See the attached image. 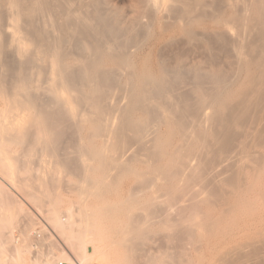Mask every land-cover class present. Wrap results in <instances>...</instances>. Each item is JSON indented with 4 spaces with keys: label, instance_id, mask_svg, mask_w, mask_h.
Here are the masks:
<instances>
[{
    "label": "bare ground",
    "instance_id": "bare-ground-1",
    "mask_svg": "<svg viewBox=\"0 0 264 264\" xmlns=\"http://www.w3.org/2000/svg\"><path fill=\"white\" fill-rule=\"evenodd\" d=\"M129 3L0 0V174L67 248L25 261L20 234L6 264H264V0ZM5 191L6 255L24 208Z\"/></svg>",
    "mask_w": 264,
    "mask_h": 264
},
{
    "label": "rangeland",
    "instance_id": "rangeland-1",
    "mask_svg": "<svg viewBox=\"0 0 264 264\" xmlns=\"http://www.w3.org/2000/svg\"><path fill=\"white\" fill-rule=\"evenodd\" d=\"M111 3H112V5L113 6H115V7H119L120 5L123 7V6H125V7H129V6H127V5H129L130 3H129V0H109ZM114 3V4H113ZM120 6V7H121ZM129 9V8H128ZM130 10H131V8H130ZM66 140V139H65ZM67 141V142H66ZM66 141H64V142H66V143H62L61 144V146H60V148H62V149H60L59 147H57V150H58V148H59V156H57L56 154H55V157H60V158H57L58 160L59 159H61L62 157H67V156H72L73 157V155L75 156V154H76V152H74V148L75 149H77V147L79 146L78 144L80 143L77 139H75V141H69V139H67ZM77 141V142H76ZM76 143V144H75ZM78 143V144H77ZM65 144V145H64ZM70 145V147L69 146H66V145ZM73 146V147H72ZM72 147V148H71ZM64 148H66V150L64 149ZM64 149V150H63ZM62 152H61V151ZM58 151H57V154H58ZM64 151V152H63ZM45 152L46 151H44V154H43V152H42V156H40L39 154L41 153V151H40V153L38 152V153H36V154H38L37 156H39L40 158L41 157H44V159H46V160H51V159H53L54 161H56V158L54 157V155H52L51 154V152H49L50 154H51V156L49 155V156H46L47 154H45ZM65 152H72L71 154H69L68 155V153H65ZM75 154H74V153ZM62 154L64 155L65 154V156H62ZM67 154V155H66ZM39 157H37L38 159H39ZM65 159V158H64ZM61 162H62V160H60ZM59 161V162H60ZM57 162V161H56ZM34 165H36L34 168H33V166H32V170L33 169H35V170H37V171H35V172H39V170H40V168L37 166V164L35 163ZM38 167V168H37ZM41 171V170H40ZM1 172V171H0ZM33 172H34V170H33ZM34 172V174L36 175V176H38L39 174H41V173H35ZM3 174V173H2ZM4 175V174H3ZM7 175V176H6ZM5 176L6 177H9L8 176V174H6ZM60 175L61 176H59V177H61V179L62 180H60L61 182H59V183H61V185L59 184V186H57L58 184H51L50 185V187H49V190H50V188H51V190H53V192H55L54 194L52 193V195H54L53 196V198H50V203H55L56 202V204H59V210L61 211V213H62V219L63 220H66V217H67V215H66V211L68 210V208H70L71 207V205L73 204V202H76L77 201V199L79 198V196H78V191L76 190V188L74 187V186H76L77 184H78V182H77V178L73 175V174H71V172H65V170H62V172L60 171ZM5 178V177H4ZM4 178H3V176H1V174H0V186H2L6 191L5 192H8L9 193V195L13 198L14 196H15V198L13 199L14 201L16 200L17 201V203H20V204H18V205H21V209H23L24 210V212H23V210H22V214L18 217V219H17V221H15L13 224H12V227L14 228H12V236H11V233H8V234H10V235H8L7 234V236H6V238L7 237H9L10 239H11V241L7 238V240H6V247L5 248H9L8 250L6 249L5 251H4V253L6 252V255L5 254H0V262H1V264H6L7 263V261H5V260H7V259H11V258H7V257H10V254H11V256H12V252H13V249H14V247H15V244H14V239H19V240H21L22 241V239H23V242H24V245H26V241H25V239L27 240V245H26V247H28V250L23 254V258H24V260L26 261V260H29L30 258H31V256H32V244H33V241H34V239H35V234L37 233V231L40 229V230H42L41 228H45V226H43L44 224L48 227V228H46L47 229V231L48 232H50L52 235H53V237H51L50 238V242H51V244L53 243V247H51V249L57 254V255H59V250L58 249H56L55 247H56V243L57 244H59V245H61V247L63 246H65L64 244H63V238L62 239H60L61 238V236L59 235V233L57 232V230H56V227H55V225H53L54 223L53 222H50L52 219L51 218H48V217H50L51 215H50V211L48 212V209H52L51 207L52 206H50L49 205V202L47 201V199H46V202L48 203H46L45 202V200H44V204H42L43 203V201L41 202V203H38L39 205L38 206H40V207H42V208H40V207H38L37 208V204L35 205L34 203L35 202H33L32 200H30V197L28 198V192L26 193V192H20V191H23L22 189H24V187L22 188V184H21V182H18V181H20V179L18 178V177H16V178H18L15 182L13 181L12 182V184H10L11 186H13V188L12 187H10V185H8L7 183H11L10 181L9 182H7V179L5 178V180H4ZM16 178H14V179H16ZM76 178V179H75ZM5 182H7V183H5ZM8 180H10V179H8ZM16 183H19L18 185L16 184V187H15V184ZM72 183V184H71ZM7 184V185H6ZM20 184L22 185V186H20ZM71 184V187L70 186H68V185H70ZM74 185V186H73ZM19 186V187H18ZM37 187L36 188H38L39 187V185H36ZM55 186V187H54ZM72 186H73V188H72ZM14 187H15V189L17 190H14ZM58 187V188H57ZM19 188H21L20 190H19ZM55 188V189H54ZM60 188V189H59ZM63 188H64V190H63ZM69 190H68V189ZM10 190H12L11 192H10ZM25 190V189H24ZM58 192L57 194H56V191ZM26 191V190H25ZM12 192H14V193H12ZM23 193H24V195H23ZM27 194V195H26ZM57 196H56V195ZM14 195V196H13ZM26 195V196H25ZM75 195V196H74ZM55 196H56V198H55ZM73 197V198H72ZM59 198V199H58ZM64 199V200H63ZM75 200V201H74ZM15 201V202H16ZM60 201V202H59ZM65 201V202H64ZM33 202V203H32ZM67 202V203H66ZM40 204H42V206L40 205ZM45 205V206H44ZM49 205V206H48ZM52 205V204H51ZM70 205V206H69ZM32 206V207H31ZM44 206V207H43ZM0 207H2L1 205H0ZM67 208V209H66ZM0 211H2V208H0ZM62 211H65V212H62ZM27 212V213H26ZM30 214V215H29ZM27 217H29V218H27ZM20 218V219H19ZM49 219V221H47ZM51 219V220H50ZM30 220V221H29ZM34 220V221H33ZM24 221H25V223H24ZM28 221V222H27ZM23 222V223H22ZM26 222L28 223V225H31V227L30 226H28L27 224H26ZM30 222V223H29ZM34 223H36V224H34ZM33 224V225H32ZM43 224V225H42ZM28 226V227H25V226ZM53 225V226H52ZM26 228L25 230H26V233H27V235L29 236V238H28V236L27 235H24L23 233H21V232H24L25 233V230L23 231V228ZM41 227V228H40ZM28 228V229H27ZM30 228V229H29ZM44 230V229H43ZM11 231V230H10ZM46 230H45V232L43 231V233L44 234H47L48 232H47ZM32 232V233H31ZM36 232V233H35ZM25 233V234H26ZM15 234V235H14ZM19 236H18V235ZM20 234H21V236L23 235L24 236V238H22L21 239V236H20ZM15 236H17V238H15ZM26 236V237H25ZM11 237H13V238H11ZM34 237V238H33ZM60 237V238H59ZM10 241V242H9ZM63 241V242H62ZM22 242V243H23ZM62 242V243H61ZM14 245H12V244ZM12 246H11V245ZM55 245V246H54ZM11 247V248H10ZM62 247V248H63ZM66 247V246H65ZM63 248V249H67V248ZM29 248L31 249V250H29ZM55 248V249H54ZM90 252H92V247H90V246H88V248H87ZM58 250V251H57ZM8 251H10L11 253H9ZM31 251V252H30ZM145 253V252H144ZM146 255H148V252L146 251V253H145V256L143 257V255H142V258H144V261H145V258H146ZM4 257V258H3ZM5 258H7V259H5ZM29 258V259H28ZM13 259V258H12ZM143 260L141 261V258H140V262H143V263H141V264H146V262H144ZM9 263V262H8ZM86 264H89V263H86ZM90 264H98V263H90Z\"/></svg>",
    "mask_w": 264,
    "mask_h": 264
},
{
    "label": "built area",
    "instance_id": "built-area-1",
    "mask_svg": "<svg viewBox=\"0 0 264 264\" xmlns=\"http://www.w3.org/2000/svg\"><path fill=\"white\" fill-rule=\"evenodd\" d=\"M43 226H45V229L48 228L45 224ZM34 237L35 239L32 244L33 254L36 256L41 253L47 255L50 248L53 247V243L51 244L50 242V238L53 237V235L50 232H48L47 234H44L42 230H38ZM57 245L60 249H62L59 244ZM42 261H43V264H81L75 259H71L69 261L53 260L51 254L45 257L42 256Z\"/></svg>",
    "mask_w": 264,
    "mask_h": 264
}]
</instances>
